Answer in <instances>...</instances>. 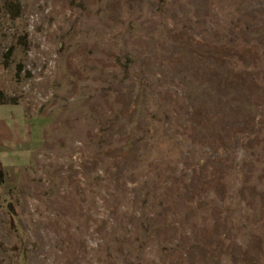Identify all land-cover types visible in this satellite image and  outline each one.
<instances>
[{
  "label": "rangeland",
  "instance_id": "1",
  "mask_svg": "<svg viewBox=\"0 0 264 264\" xmlns=\"http://www.w3.org/2000/svg\"><path fill=\"white\" fill-rule=\"evenodd\" d=\"M15 1L0 264H264V0Z\"/></svg>",
  "mask_w": 264,
  "mask_h": 264
},
{
  "label": "crops",
  "instance_id": "2",
  "mask_svg": "<svg viewBox=\"0 0 264 264\" xmlns=\"http://www.w3.org/2000/svg\"><path fill=\"white\" fill-rule=\"evenodd\" d=\"M1 99V95H0ZM2 101V100H0ZM4 102V101H3ZM17 103V102H14ZM9 103L5 102L2 105L7 106ZM17 105V104H16ZM18 109L19 114L16 116L12 110H1L2 112L9 113V116L4 117L5 115L0 116V153L1 152H14V151H28L31 148L32 136H30V125L28 118L25 115V111ZM21 135L22 139L19 141L12 140L9 141V138H14V136ZM37 140L35 143L37 144ZM1 167L3 168H15L10 165H5L2 159L0 158Z\"/></svg>",
  "mask_w": 264,
  "mask_h": 264
},
{
  "label": "trees",
  "instance_id": "3",
  "mask_svg": "<svg viewBox=\"0 0 264 264\" xmlns=\"http://www.w3.org/2000/svg\"><path fill=\"white\" fill-rule=\"evenodd\" d=\"M7 10L13 15V16H18L19 15V12H20V7L18 5V3L15 1V0H7V3L4 5ZM11 51V50H10ZM10 51H8L7 53H5V56L3 58V65L4 66H7L8 62H7V59L10 55ZM20 69H21V64H17V67H16V75L18 76L19 72H20ZM3 94H1V99L2 101L5 102L4 98L2 97ZM0 169H1V162H0ZM8 207V211H9V214H10V219H9V222L10 224L14 223V217H15V210L13 208V205L11 204V202L8 203L7 205Z\"/></svg>",
  "mask_w": 264,
  "mask_h": 264
}]
</instances>
